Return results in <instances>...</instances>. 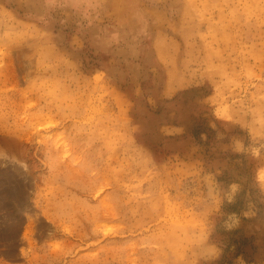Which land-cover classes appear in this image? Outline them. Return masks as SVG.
I'll list each match as a JSON object with an SVG mask.
<instances>
[{
	"label": "rangeland",
	"instance_id": "374dc122",
	"mask_svg": "<svg viewBox=\"0 0 264 264\" xmlns=\"http://www.w3.org/2000/svg\"><path fill=\"white\" fill-rule=\"evenodd\" d=\"M236 230L264 264V0H0V264H212Z\"/></svg>",
	"mask_w": 264,
	"mask_h": 264
},
{
	"label": "trees",
	"instance_id": "16d2710c",
	"mask_svg": "<svg viewBox=\"0 0 264 264\" xmlns=\"http://www.w3.org/2000/svg\"><path fill=\"white\" fill-rule=\"evenodd\" d=\"M211 131V129L207 126L197 125L193 126L192 132L195 134H201L202 132ZM235 206V203L228 204V208L232 209ZM239 230L222 233L221 231H217L219 243L223 246L222 254L218 259L213 261L212 264H234L233 259L237 257H241L246 263L250 264L256 261V246L253 243V238L248 239L243 237L241 234H238ZM220 234H226L225 237H219ZM233 247L232 258L230 260L227 259L228 249Z\"/></svg>",
	"mask_w": 264,
	"mask_h": 264
}]
</instances>
